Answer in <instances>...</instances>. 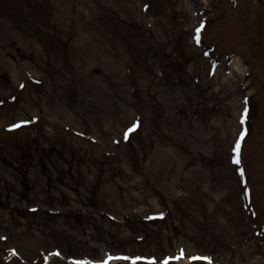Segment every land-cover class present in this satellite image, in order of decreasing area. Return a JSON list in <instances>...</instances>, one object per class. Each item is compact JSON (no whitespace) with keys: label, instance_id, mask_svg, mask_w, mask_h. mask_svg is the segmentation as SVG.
<instances>
[{"label":"rangeland","instance_id":"rangeland-1","mask_svg":"<svg viewBox=\"0 0 264 264\" xmlns=\"http://www.w3.org/2000/svg\"><path fill=\"white\" fill-rule=\"evenodd\" d=\"M0 264H264V0H0Z\"/></svg>","mask_w":264,"mask_h":264},{"label":"snow or ice","instance_id":"snow-or-ice-1","mask_svg":"<svg viewBox=\"0 0 264 264\" xmlns=\"http://www.w3.org/2000/svg\"><path fill=\"white\" fill-rule=\"evenodd\" d=\"M203 28V25H201V27L200 28H197L196 29V36H195V39H196V41H197V43H199V41H200V32H201V29ZM247 113V109H245V114ZM244 121H243V119L241 120V123H243ZM132 130H134V129H132ZM131 131V130H130ZM126 137H127V134H126ZM244 138V134L243 133H241V137H240V139L242 140ZM235 158H234V160H233V163H235V164H239V162H240V160H239V155H240V142L239 141H237V144H236V146H235ZM183 257V254H181V257H179V258H182ZM198 259V258H197Z\"/></svg>","mask_w":264,"mask_h":264}]
</instances>
